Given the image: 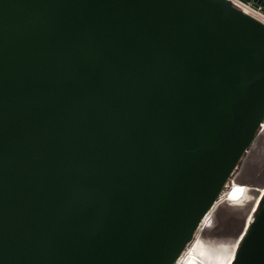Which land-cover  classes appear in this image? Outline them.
<instances>
[{
    "label": "water",
    "instance_id": "1",
    "mask_svg": "<svg viewBox=\"0 0 264 264\" xmlns=\"http://www.w3.org/2000/svg\"><path fill=\"white\" fill-rule=\"evenodd\" d=\"M263 121L230 0H0V264H176ZM231 264H264V195Z\"/></svg>",
    "mask_w": 264,
    "mask_h": 264
},
{
    "label": "bare ground",
    "instance_id": "2",
    "mask_svg": "<svg viewBox=\"0 0 264 264\" xmlns=\"http://www.w3.org/2000/svg\"><path fill=\"white\" fill-rule=\"evenodd\" d=\"M262 135H264V121L260 128L261 138ZM263 144L262 142H258L249 150L247 160L245 161L247 166L245 167L244 165L239 172L231 177L212 208L202 219L192 241L187 245L188 256L189 251L194 256L193 259H188V264H213L216 257L226 256L228 252L232 257V263L243 234L236 241L228 239L230 227L237 223L240 213L248 209L251 204L252 213L245 222V231L253 219V211L258 207L260 199L264 195V172L262 174L254 170H248L250 159L255 156L256 152H260L261 149L264 150ZM240 173L245 174L244 177ZM227 205H235L239 211L236 217H233L234 214H230V220L220 221V216L218 217L219 210ZM210 229H212V232H208ZM186 249L180 255L176 264H185L180 263L179 260L186 252ZM194 259L196 261H193Z\"/></svg>",
    "mask_w": 264,
    "mask_h": 264
},
{
    "label": "rangeland",
    "instance_id": "3",
    "mask_svg": "<svg viewBox=\"0 0 264 264\" xmlns=\"http://www.w3.org/2000/svg\"><path fill=\"white\" fill-rule=\"evenodd\" d=\"M247 155H248V153L245 154L244 159L239 163L238 168H237V172H239L240 169L244 166V160H246ZM251 161L256 162V164H252ZM249 164H250L248 167L249 171L254 170L256 172H261L263 174V172H264V167H263L264 166V150L261 149L260 152H258V153L256 152L255 156L250 159ZM240 175H242V177H244L245 174L240 173ZM251 208H252V205L250 204L248 209H246L244 212L240 213V217H238L239 220L237 221V223L235 225L231 226L232 228L230 227V231H229L230 234H229L228 239L230 238V240L236 241V239H238L239 236H241L243 234L245 222L247 221L250 214L252 213ZM257 208L253 211V215H255ZM231 211H232V213H231ZM238 211H239V209H237V207L235 205H227V206H224L223 208H221L219 210L218 217L220 216V221L226 220V219L230 220V217H231L230 214H234L233 217H236V214L238 213ZM208 232H212V229H210Z\"/></svg>",
    "mask_w": 264,
    "mask_h": 264
},
{
    "label": "built area",
    "instance_id": "4",
    "mask_svg": "<svg viewBox=\"0 0 264 264\" xmlns=\"http://www.w3.org/2000/svg\"><path fill=\"white\" fill-rule=\"evenodd\" d=\"M232 4L242 10L243 12L250 14L264 23V11L260 5L256 6L252 1L244 0H230Z\"/></svg>",
    "mask_w": 264,
    "mask_h": 264
},
{
    "label": "flooded vegetation",
    "instance_id": "5",
    "mask_svg": "<svg viewBox=\"0 0 264 264\" xmlns=\"http://www.w3.org/2000/svg\"><path fill=\"white\" fill-rule=\"evenodd\" d=\"M193 258H194V256L192 255L191 251H189V256H188V247H187L186 252L184 253V255L182 256V258L179 261H180V263L188 264V259H193ZM231 259H232V257L228 252V255H226V256L216 257V260L214 261L213 264H225V263L231 264ZM193 261H196V259H194Z\"/></svg>",
    "mask_w": 264,
    "mask_h": 264
}]
</instances>
